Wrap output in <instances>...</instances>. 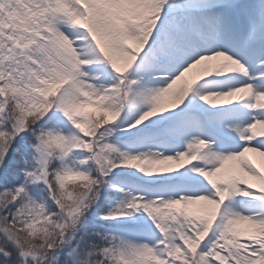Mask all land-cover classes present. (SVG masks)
Segmentation results:
<instances>
[{
    "label": "snow or ice",
    "instance_id": "snow-or-ice-1",
    "mask_svg": "<svg viewBox=\"0 0 264 264\" xmlns=\"http://www.w3.org/2000/svg\"><path fill=\"white\" fill-rule=\"evenodd\" d=\"M0 264H264V0H0Z\"/></svg>",
    "mask_w": 264,
    "mask_h": 264
}]
</instances>
